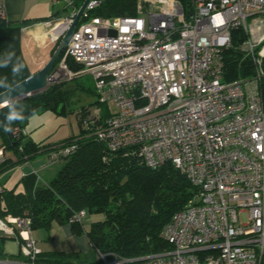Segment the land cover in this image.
<instances>
[{
    "label": "built area",
    "instance_id": "1",
    "mask_svg": "<svg viewBox=\"0 0 264 264\" xmlns=\"http://www.w3.org/2000/svg\"><path fill=\"white\" fill-rule=\"evenodd\" d=\"M65 1L70 13L48 22L56 42L80 9ZM101 3L88 2L54 82L63 73L92 75L99 103L115 106L97 139L110 152L132 150L152 168L173 163L196 193L163 230L169 249L133 259L96 251L85 264H264V0H191L190 9L180 0H138L134 16L93 15ZM234 30L243 31L239 47L256 72L225 81L223 52ZM11 134L27 133L15 126ZM75 148L54 149L51 162ZM6 161L0 145V167ZM85 216L81 210L69 222ZM0 232L18 234L21 252L37 264L29 218H0Z\"/></svg>",
    "mask_w": 264,
    "mask_h": 264
},
{
    "label": "trees",
    "instance_id": "2",
    "mask_svg": "<svg viewBox=\"0 0 264 264\" xmlns=\"http://www.w3.org/2000/svg\"><path fill=\"white\" fill-rule=\"evenodd\" d=\"M185 9L191 8V0H180ZM78 0L76 5L83 4ZM138 0H102L92 11L103 17L134 16ZM25 21L11 23L0 21V56L14 51L25 64L23 73L15 78V84L32 73L26 63L21 46V29ZM229 48L223 52L224 79L233 81L251 78L255 65L245 57L239 45L244 38L242 30H234ZM58 41L55 43V51ZM65 49L59 55L57 66L64 57ZM70 70L78 71L81 66L73 57L67 56ZM8 76L10 68H0V77ZM7 89L0 88V93ZM76 90H85L77 78L72 81L52 83L44 92L19 100L25 109L26 119L13 124L26 127L28 119L44 110L58 114L67 113ZM96 95L95 89L87 88ZM260 91L264 105V57ZM96 99L77 112L81 127L77 135L51 143H36L27 134L15 139L11 132L0 127V136L6 149L16 155L15 161H6L0 171L7 167L32 161L54 149L75 144V150L62 158V166L49 180H39L32 172L22 180L23 191L7 189L0 192V217L29 218L30 230H49L54 223H70L72 216L85 210L86 215L96 216L88 228L84 224L71 223L76 232H84L95 251L113 253L124 259H133L167 250L170 245L162 236L165 226L175 212L183 209L196 193V188L171 162L152 168L132 150L110 152L96 137L97 130L104 125L108 114H103ZM92 108H97L93 113ZM7 109H0V122L4 121ZM22 146V150H20ZM27 162V163H28ZM7 236L0 232V251ZM55 255V254H54ZM74 254H56L57 259L74 257ZM43 253L38 255L41 261ZM82 264L88 262H81Z\"/></svg>",
    "mask_w": 264,
    "mask_h": 264
},
{
    "label": "crops",
    "instance_id": "3",
    "mask_svg": "<svg viewBox=\"0 0 264 264\" xmlns=\"http://www.w3.org/2000/svg\"><path fill=\"white\" fill-rule=\"evenodd\" d=\"M77 1L74 0L75 4ZM81 5H76V7L80 8ZM2 11L6 14V19L4 20L8 22H27L21 29L23 55L31 73L40 70L52 56L56 43V36L50 33L51 25L48 24L49 19L68 15L71 11L70 6L67 5L65 0L57 2L52 0H0V14ZM1 20L2 18L0 17ZM25 128L27 129V127ZM26 133L28 138L36 143H49L38 140L30 130H27ZM0 145H6L1 136ZM6 156L7 161L16 160V155L12 150L6 149ZM43 159L42 155L34 159L32 164L34 166L43 164ZM30 164L25 162L0 171V192L7 189L23 191L22 180L24 175L22 176V174L31 172L33 165ZM43 170L46 173L48 172V177L44 176L43 180H49L58 169L53 171L46 167ZM29 234L36 241L41 253H43L41 261L37 259V264H82L81 262H89L85 257V251L94 250L86 234L84 232H76L70 223H54L49 230H30ZM6 236L2 243L0 259L5 264H31L30 259L21 252L22 239L19 235ZM9 247L11 250H6ZM54 254H74V257L68 259L64 256L61 259H57Z\"/></svg>",
    "mask_w": 264,
    "mask_h": 264
},
{
    "label": "rangeland",
    "instance_id": "4",
    "mask_svg": "<svg viewBox=\"0 0 264 264\" xmlns=\"http://www.w3.org/2000/svg\"><path fill=\"white\" fill-rule=\"evenodd\" d=\"M258 19L259 17H255L251 22L254 23ZM49 21H51V19H49ZM76 78L79 81V84L85 86V90H76L72 102H70L68 106L69 108L67 110V113L58 114L50 110H44L40 113H36L28 119L26 125L27 129L25 128L26 132L27 130H30L31 133L38 140L47 141L49 143L52 141L57 142L64 140L69 136L77 135L80 132L81 127L78 122L77 112L83 109L84 107H86L87 105H89L90 102H93L97 99L96 95H94L93 93H89L86 90L87 88L94 89L93 76L90 74H83L77 77L76 76L71 77L63 73L60 76V78L54 83L67 81V80L72 81L75 80ZM101 109L103 111V114H108V113L111 114V112H113V110L115 109V106H111V110H110L108 108V104H102ZM22 136L23 135H21V137ZM43 157H44L43 159L44 161H42L43 164H37L35 166L34 164H32L34 160L29 162L26 161L28 163H31L30 165H33L31 168V172L42 180L44 176L48 177V172L46 173L44 171L45 169L43 170V168L47 167L54 171L59 169L64 162L62 159L51 162V158L49 154H45L43 155ZM35 172L38 173L36 174ZM95 217L96 216L89 214L85 216L84 218L85 228H88L90 226V223L95 219ZM84 254L86 259L89 261L88 263H93L97 259V253L95 250L85 251Z\"/></svg>",
    "mask_w": 264,
    "mask_h": 264
},
{
    "label": "water",
    "instance_id": "5",
    "mask_svg": "<svg viewBox=\"0 0 264 264\" xmlns=\"http://www.w3.org/2000/svg\"><path fill=\"white\" fill-rule=\"evenodd\" d=\"M89 1L90 0H84L75 19L73 20L64 36L60 39L55 51L53 52L48 62L40 70L32 73L26 79L12 86V91L5 90L1 92L0 100H2L4 96L17 97L19 98V100H22L47 90L50 84L55 81L54 73L58 70V65L55 66L56 61L61 52L68 47L74 34V30Z\"/></svg>",
    "mask_w": 264,
    "mask_h": 264
},
{
    "label": "clouds",
    "instance_id": "6",
    "mask_svg": "<svg viewBox=\"0 0 264 264\" xmlns=\"http://www.w3.org/2000/svg\"><path fill=\"white\" fill-rule=\"evenodd\" d=\"M25 67L23 61L19 57H16L14 51H6L0 56V68H10L11 76L13 77L11 82L8 81V76L0 77V88L12 91L15 78L23 73ZM18 105H20V101L17 97L4 96L3 99L0 100V109L6 108L8 110L4 121L0 122V127H3L5 132H12L13 124L23 122L26 119L25 109L23 106L18 107ZM6 250L11 249L9 247Z\"/></svg>",
    "mask_w": 264,
    "mask_h": 264
}]
</instances>
